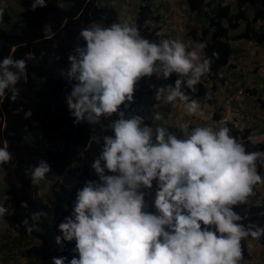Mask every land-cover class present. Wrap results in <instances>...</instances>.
Masks as SVG:
<instances>
[{
  "label": "clouds",
  "instance_id": "obj_1",
  "mask_svg": "<svg viewBox=\"0 0 264 264\" xmlns=\"http://www.w3.org/2000/svg\"><path fill=\"white\" fill-rule=\"evenodd\" d=\"M38 7H46V0H33L31 10ZM189 12L190 27L199 26V19H194L198 13ZM247 15L251 19L250 7ZM228 34L233 36L230 30ZM79 38L84 43L77 44L67 56L66 88L71 91L65 92V100L73 124L104 127L102 120L114 115L116 118L106 126L113 134L103 136L102 147L90 165L97 179L86 180L77 189L71 213L58 224L57 243L75 241L70 249L72 258L53 256L52 264H244L250 255L243 259L241 241L259 240L264 236V227L251 221L242 223L244 217L234 209L249 202L254 185L264 183L257 171L264 150L246 151L245 145L229 134V127H246H237L245 96L251 95L263 107L264 90L255 84L264 61L253 65L248 84L229 58V65L222 70L225 81L215 94L219 106L214 112L220 115L213 117L224 126L214 130L209 126L190 128L184 123L178 125L177 136L163 125L165 115L156 111L155 104L175 108L182 103L187 114L203 117V108L216 103H205L202 108L191 98L201 78H207L210 71L206 42L188 49L179 39L150 41L128 22L108 27L94 23L82 28ZM230 38L232 42L240 40ZM154 74L158 80L167 81L173 74L177 78L173 83L150 85L154 95L150 88L152 104L147 124L146 117L128 109L134 102L137 83ZM27 79L25 59L9 55L0 60V98L14 102L21 91L17 85ZM239 87L244 89L237 104L239 116L235 124L223 122L224 93ZM150 118L158 123L151 125ZM249 139L264 142L253 141L250 134ZM11 160L8 147H0V164ZM30 171V183L37 187L36 197L43 198L48 188L40 185L51 165L41 158ZM145 190L155 194L153 201L152 197L145 198ZM150 202L155 212L147 210ZM7 203H0V217L10 211ZM47 215L44 211L33 212L17 227L31 234ZM1 261L7 264L8 260Z\"/></svg>",
  "mask_w": 264,
  "mask_h": 264
},
{
  "label": "trees",
  "instance_id": "obj_2",
  "mask_svg": "<svg viewBox=\"0 0 264 264\" xmlns=\"http://www.w3.org/2000/svg\"><path fill=\"white\" fill-rule=\"evenodd\" d=\"M141 1L132 24L139 29L141 36L159 42V11L153 8L152 0ZM1 2L0 60L9 55L23 58L27 61L28 74L27 82L21 80L17 85L21 91L14 102L7 97L0 98V147L7 146L12 153L11 161L0 164L4 171L6 201L11 206L4 219L25 244L22 256L40 257L47 264H52L53 256H67L70 260L73 255L70 249L75 246V241L57 243L58 224L71 213L77 189L83 187L86 180L97 179L90 165L102 147L103 136L113 134L106 126L116 117L102 120L104 127L73 124L65 100V92L71 91L70 87L66 88L69 84L67 56L77 44L84 43L79 38L82 28L94 23L105 27L120 23L118 11L100 0H46V7L32 11V0H18L21 6L19 15L25 23L13 33L2 26L9 20L10 3ZM186 4L208 24L206 27L199 21V26H189L188 30V35L196 42H206L205 53L211 62L207 78L202 77L197 92L191 94V98L199 101L203 108L205 103L216 101L217 87L225 81L222 70L229 65L233 52L228 41L229 30L244 21L245 30L230 39L245 38L264 44V0H232L231 3L225 0H186ZM248 7L252 9L251 19L247 15ZM258 20L261 21L259 25L256 24ZM176 78V74L167 81L158 80L155 74L142 78L136 85L134 102L128 110H135L150 124V85L173 83ZM261 105L264 107V102ZM219 115V112L213 113L215 119ZM229 129V134L243 143L246 151L264 150L263 141L252 142L249 139L248 128ZM41 158L51 165L46 176V180L51 182L47 201L36 197L37 187L30 183L29 171ZM257 171L264 177L260 160L257 161ZM153 189L156 191L155 181ZM147 210L155 212L152 202ZM234 210L244 217L242 223L251 221L264 227V200L259 204L248 202ZM36 211H44L48 215L42 217V222L31 234L23 227H17L21 220ZM248 239L241 241L243 259L249 257ZM256 241L264 248V236Z\"/></svg>",
  "mask_w": 264,
  "mask_h": 264
},
{
  "label": "crops",
  "instance_id": "obj_3",
  "mask_svg": "<svg viewBox=\"0 0 264 264\" xmlns=\"http://www.w3.org/2000/svg\"><path fill=\"white\" fill-rule=\"evenodd\" d=\"M102 3L113 4L119 15L120 23L128 22L132 23L136 17L138 8L142 3L141 0H100ZM227 3L232 0H225ZM153 8H157L160 14V29L159 36L160 40L164 38L179 39L183 41L188 49H192L196 41L188 35L189 30V17L191 14L185 3V0H152ZM175 6V7H174ZM249 13H251L249 11ZM238 42V51H234V55H239L237 59L234 55H231L230 61L236 64V68L240 70V73H243V78L247 80L250 84V79L253 76H250V70L256 62L260 60L264 61V44L259 45L254 42L246 39L236 40ZM230 45L232 41L229 40ZM232 47V46H231ZM239 62H237V61ZM257 82L256 87L264 90V67L259 68L257 72ZM154 95V91H153ZM264 93L261 94L263 98ZM154 97V96H153ZM157 107H156V106ZM154 107L156 111H161L165 115V119L162 122L165 127L169 128V131L178 136L179 127L178 125L187 123L190 128L197 126H209L214 130H218L220 127L224 126L223 123L215 121L213 118V112L217 111L219 106V100L217 99L216 103L213 105H206L203 108L205 115L200 117L198 115H189L185 111L183 104L175 105V108H172V105L163 106L156 102ZM242 116L241 121L246 125L247 128H250V138L253 141L264 140V107H261L254 97L248 95L244 97L242 102ZM154 112V110H152ZM176 113L175 117L172 116L173 113ZM152 115V113H151ZM151 125H154L158 122H152ZM176 122V125L172 123ZM178 121V122H177ZM241 121H238V128H243ZM171 126V127H170ZM245 127V128H246ZM262 165L264 168V158H262ZM259 185V184H258ZM258 185L253 188V192H258ZM5 184L3 182V170L0 169V203H3L4 206L9 204L6 202V195L4 193ZM152 190V189H151ZM150 190V191H151ZM155 193V192H154ZM264 200V196L261 198ZM24 243L17 237V234L11 230L8 224L5 222L4 217H0V262L1 260H8V263L17 264L13 260L19 259L27 261L28 259L37 261L38 264H45L44 260L40 257H23L20 253L24 249ZM247 248L249 250V255L252 257L256 256V253H259L262 248L258 243L253 239L247 240ZM254 256V257H255ZM249 257V258H250ZM254 258L247 259L246 261H252ZM10 260V261H9ZM22 264V261L21 263Z\"/></svg>",
  "mask_w": 264,
  "mask_h": 264
},
{
  "label": "rangeland",
  "instance_id": "obj_4",
  "mask_svg": "<svg viewBox=\"0 0 264 264\" xmlns=\"http://www.w3.org/2000/svg\"><path fill=\"white\" fill-rule=\"evenodd\" d=\"M9 3H10V7H9V15H10V17H9V20L7 22H4L2 24V26L3 27H8L10 32L16 33L18 31L19 27L22 26L25 23V19L19 15V11L21 9V6H19L18 0H9ZM110 5H113V4H110ZM234 10H235L234 7H232L231 11L234 12ZM194 19H197V20L199 19V21L201 22V23L199 22L200 24H204L205 26H207V21L204 19V17L195 16ZM223 23L226 25L227 24L226 20H224ZM244 30H245V22L244 21H240L239 25L236 28L230 30V34L231 35L239 34V33L243 32ZM196 43H198V42H196ZM231 46H232V51H233V55H234V51L235 52L238 51V42L237 41H233ZM234 56L236 58L240 57L237 54L234 55ZM239 61H237V62H239ZM151 90L154 91V89L152 87H151ZM172 115H173V117H175L176 113L174 112ZM241 123H242V126H244V127L246 126L243 123V121H241ZM0 169H2L1 166H0ZM31 171H30V174H31ZM50 184H51V182H48L46 180H43L41 182L40 187L47 186V188H48L47 193L43 197L44 200H46L48 198V196H49V192H50V188H51ZM145 191L147 192L145 198L148 199V198L152 197V201H153L154 198H155V194L152 195L150 192H148V190H145ZM263 196H264V183L258 185V192H253V195L249 196L248 201H249V203L259 204V203L262 202L261 198ZM255 242L257 243V241H255ZM258 252H260V254L256 253V256L253 255L252 257H250V258H254L252 261H244V264H264V249L261 248L260 251H258ZM19 258L20 257H18L17 260H13V262L17 261L16 263L20 264L21 261H22V264H38V262L34 261V260L28 259L27 261H23V259L20 260ZM7 264H12V263H8V261H7Z\"/></svg>",
  "mask_w": 264,
  "mask_h": 264
},
{
  "label": "built area",
  "instance_id": "obj_5",
  "mask_svg": "<svg viewBox=\"0 0 264 264\" xmlns=\"http://www.w3.org/2000/svg\"><path fill=\"white\" fill-rule=\"evenodd\" d=\"M244 89L242 87L236 88L233 91H226L224 93L222 103L224 108V115L222 121L226 123L236 122L237 117L239 116V110L237 104L242 97Z\"/></svg>",
  "mask_w": 264,
  "mask_h": 264
}]
</instances>
